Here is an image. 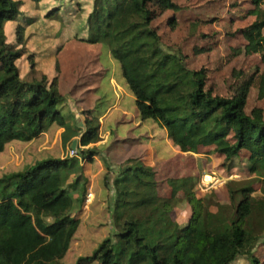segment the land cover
Listing matches in <instances>:
<instances>
[{"label":"trees","instance_id":"1","mask_svg":"<svg viewBox=\"0 0 264 264\" xmlns=\"http://www.w3.org/2000/svg\"><path fill=\"white\" fill-rule=\"evenodd\" d=\"M57 1L46 6L48 0H0V153L12 142L28 143L60 128L63 145L79 135L80 147L100 141L99 119L109 106L99 88L109 72L100 61L103 52L118 62L140 121L157 123L179 150L155 166L130 157L111 183L105 181V190L113 191L108 199L112 234L74 264H240L243 258L260 264L253 250L264 238V110H245L247 87L232 98L214 95L204 89L203 69H189L181 51L162 44L148 5L162 1L176 11L173 0H92L86 13L76 12L80 0H60L69 6V17L83 15L85 24L78 34L71 20L58 23L55 32L63 42L51 47L36 24L56 27L50 21H61ZM20 19H27L28 29L17 25L13 43L8 26ZM255 28H264V21ZM62 31L67 36L58 37ZM258 46H264V37L249 42L246 54ZM71 52L73 58H67ZM62 57L75 77L72 95L83 90L88 97L82 110L85 131L61 109ZM258 98L264 99V70ZM206 147L223 157L228 170L247 153V171L261 175L260 195H253L254 180L246 179L226 183V204L214 194L197 198L193 187L200 169L193 154ZM76 151L88 161L96 153L78 146ZM79 163L44 158L0 177V264H61L78 227L71 216L77 179L68 180L74 169L81 170ZM163 170L167 177L160 179ZM186 205L191 216L180 225L171 214Z\"/></svg>","mask_w":264,"mask_h":264},{"label":"rangeland","instance_id":"2","mask_svg":"<svg viewBox=\"0 0 264 264\" xmlns=\"http://www.w3.org/2000/svg\"><path fill=\"white\" fill-rule=\"evenodd\" d=\"M26 1L28 2V0ZM48 1L49 3L45 5L52 6V0ZM80 1V4L75 7L76 12L86 13L92 0ZM57 2L62 7L61 21H50V24L56 27L48 29L45 27L46 25L41 24V21L36 24L39 32L44 35L45 43H49L51 47H59L63 42L62 39L57 38L58 33L55 32L58 23L71 20L72 25L69 26L78 34L82 33L85 24V16L77 13L78 17L72 19L67 11L69 8L67 3L60 0ZM173 2L178 6L176 11L167 10L162 1H155L148 5V9L152 13L151 26L157 29L162 44L181 51L186 58V65L189 69L204 70V89H210L214 95L219 97L232 98L236 97L244 87H247L245 110L250 111L255 107L264 110V99L258 98L260 74L264 70V46L251 49L248 55L245 52V46L249 42L264 37V28H255V25L264 21V0H173ZM80 7L84 10H81ZM53 9L55 8L51 7L44 13L48 14ZM253 11H256L257 14H252ZM53 19L57 18L54 17ZM26 24L27 19H20L19 22H14L11 27L8 26L13 33V40L10 39V41L13 43L17 41L15 40L16 26H24L26 29ZM67 34V31H62L58 37L67 36ZM41 40L38 39L37 41ZM69 57L73 58V52L67 58ZM65 58L62 57L60 60L61 71L57 77L58 91L65 98V103L61 109L63 113L72 114L75 123L79 125L78 127L85 131V118L82 115V110L86 107L85 99L88 97L83 90L74 96L72 95L75 77L69 71L68 59ZM100 61L105 67H108L109 72L122 80L118 62L112 59L108 53L103 52ZM25 73L22 71L23 75ZM108 89L103 85L101 91L106 94L108 104H110L113 97ZM121 106L127 111V116H122L119 111L114 110L105 118L103 126L99 130L100 140L104 139L106 132L110 135L106 144L95 148V151L100 154L107 156L108 153H112L115 145H119L113 142L117 138H132L144 133L152 134L155 137L162 135L163 130L152 120L141 122L139 119L140 125L135 126L136 122L133 121V118L138 117V112L135 104H132L128 98L122 99ZM60 130L61 128L52 129L28 143L12 142L8 144L0 153V177L4 173L21 170L25 165L33 164L35 161L44 158H76L80 161L81 170L74 169L68 180V184H73L74 180L77 179L75 191L72 193L74 208L71 211V216L78 220V227L68 252L61 260V264H74L78 257L90 255L104 238L112 234L111 207H109L108 199L113 191H106L104 184L105 181L109 183L113 181V176L120 165L112 164L108 160L110 164H107L108 166L102 174L93 178H86L81 164L92 161V158L88 161L77 156L71 157L72 143L62 144ZM77 140L80 141V135ZM78 142L76 141V148L74 149H77V146L80 149L84 148L80 147ZM145 143L146 141L142 143L141 149L136 150V152H141L138 155L141 161H147L144 152ZM151 147L150 149H153L152 158L149 161L152 164L158 158L154 153V145ZM172 147L174 151H177L173 144ZM247 158V153L241 152L240 158L236 160V166L232 167L231 170L223 167L224 160L218 155L208 156L207 160L202 158L200 173L204 171L208 176L204 177V180H199L197 177L193 192L200 197L204 194L202 190L210 187L206 196L214 194L215 200L225 204L228 202L226 192L228 181L253 179V195H260L261 183L258 177L261 175L259 172L250 174L247 171ZM143 161L141 162L143 165L149 166ZM105 176H108L107 180L104 178ZM159 176L160 179L167 177L164 170ZM211 177L214 179L212 180ZM213 186H215L214 189ZM189 215L188 209L186 211L176 210L172 213V218L178 222H185ZM253 255L260 264H264V238L256 244ZM236 263L250 264L244 258Z\"/></svg>","mask_w":264,"mask_h":264},{"label":"crops","instance_id":"3","mask_svg":"<svg viewBox=\"0 0 264 264\" xmlns=\"http://www.w3.org/2000/svg\"><path fill=\"white\" fill-rule=\"evenodd\" d=\"M103 85H105V87L109 88L108 90L111 92L113 98H112V102L109 104L107 110L102 115V117L99 119L100 128H101V126H103V121L105 120V118L107 116H109V114L114 110L119 111V113L122 116H127V114H128L127 111L124 108H121L122 107L121 102H122L123 98H128V100L130 102H132V104H135L133 96L128 92L123 81L117 75L115 76L111 72H107L105 77H104V80L102 82H100V85H99L100 90L102 89ZM97 94H99V93H94L93 98H96ZM133 121L136 122L135 126L140 125L139 124V117H134ZM59 132L62 133L63 129H61ZM109 137H110L109 133L106 132L103 140H100L94 144H90V145L84 147L83 149H87L90 147L91 148H97V146L99 147L102 144H106ZM77 138L78 137H75L73 140H76L78 142ZM142 139H144V140H142ZM144 141H146V143L144 144L145 145L144 146V148H145L144 152H145L147 161H143V160L142 161L145 163H148L149 166H155L159 163H162L166 159H168V157H170L171 155H175V154L179 153L178 147L175 146L172 143V141L167 137V133L165 130L162 131V135H160V137H155L154 135L152 136V134L149 135V133H144V134H140L136 137H132V138H128V137L127 138H121V139L117 138L113 142L118 143L120 146L115 145L114 151L112 153H110V154L108 153L106 156L105 154L103 155V154L96 152L95 155L92 157V161L84 162V164H81L84 176H86V178L89 179L90 177L93 178L94 176H96L98 174H102V172H104L106 166H108L110 164L108 162V160H110L112 162V164L119 166L130 157L131 158H138L139 157V159H140V156H138V155H140L141 152H139V151L136 152V150L142 148L141 146H143L142 143ZM169 142H171L177 148V151H174L172 144H170ZM77 144H79V142ZM151 145H154V153L157 155V158H158V160H156L152 164L149 161L152 158L151 152L153 149H150V148H152ZM193 155L199 164V168H200V162H201L202 158H205L207 160L208 156H211V155L220 156L219 154H217L216 152L213 151V147L200 148L199 152L197 154H193ZM220 157L223 158L222 156H220ZM207 176L208 175H206L205 172L202 171L198 177H199V180H202V179L204 180V177H207ZM213 179L214 178H212V180ZM227 180H229V179H227ZM212 188L214 189L215 186H213ZM209 189H210V187L202 190L204 192V194L201 195L200 197L196 194H195V196L197 198H202V197L206 196V192H209ZM220 204H222V203H220ZM187 209L190 212V215L188 218V220H189L190 216H191V211H190V207L188 205H186L185 207H178L174 211H176V210L186 211ZM210 210L212 212H215L216 208L211 207ZM171 217H172V214H171ZM188 220H186L185 222H178L176 220H174V221H176L180 225H185L188 222Z\"/></svg>","mask_w":264,"mask_h":264},{"label":"built area","instance_id":"4","mask_svg":"<svg viewBox=\"0 0 264 264\" xmlns=\"http://www.w3.org/2000/svg\"><path fill=\"white\" fill-rule=\"evenodd\" d=\"M70 156L71 157H76L77 156V151H76V149H73L72 151H71V154H70Z\"/></svg>","mask_w":264,"mask_h":264},{"label":"water","instance_id":"5","mask_svg":"<svg viewBox=\"0 0 264 264\" xmlns=\"http://www.w3.org/2000/svg\"><path fill=\"white\" fill-rule=\"evenodd\" d=\"M72 148L73 149L76 148V141L75 140L72 142Z\"/></svg>","mask_w":264,"mask_h":264}]
</instances>
